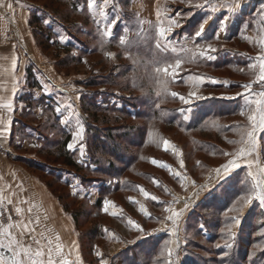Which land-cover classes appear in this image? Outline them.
Segmentation results:
<instances>
[{
    "label": "rangeland",
    "instance_id": "obj_1",
    "mask_svg": "<svg viewBox=\"0 0 264 264\" xmlns=\"http://www.w3.org/2000/svg\"><path fill=\"white\" fill-rule=\"evenodd\" d=\"M24 1L31 5L28 24L32 43L31 47L30 43H26L30 54L24 52L22 46L23 49L19 54L15 69L17 76L15 82L18 86L19 84L22 85L14 95L15 110L11 114L14 119L11 125L13 127L12 134L10 137L5 134L7 137L0 138V195L5 196L6 194L10 197L13 193L24 192L29 196L32 195L30 196L32 199L39 196L40 188L37 191V186H41L42 189L46 188L49 194L58 200L59 205L66 213V218L71 220L72 239L79 246V253L73 250L71 256L80 255V258L83 259L82 264H97L99 262L100 258L94 251L96 248L104 254V258L108 259L109 264H152L159 256L165 242L173 238L171 232L167 229L156 231L152 236L146 237L148 243H144L137 240L140 233L135 231L127 223V220L131 218L148 231L161 229L162 226L157 221L165 220L169 214L164 211L168 204L173 201L174 197L184 198L194 190L189 186L188 191H185L173 172L180 171L195 181L196 186L199 187L207 181L211 169L222 166L231 158L223 155L224 152H235L242 145L229 143V141L240 140V136L233 130L224 134H219L216 131L207 132L206 130L185 132L174 125L164 124L162 118L160 120L155 118L147 120L145 116L147 113L152 114V107L151 104H147L148 101L145 102V99H161L156 95L151 62L155 59L173 63L177 58L184 61L176 77L170 79L169 90L171 92L187 97L194 90L189 81V76H199V73H203L201 75L205 78L204 83L210 79L225 83L217 84V88H205L201 85L198 89L200 94L207 97L206 99L228 100L222 97L235 96L237 92L244 91L241 85L252 82L255 75L258 74L248 65L256 63L255 58L260 55L259 44L242 37L245 35L256 36V25L255 23L249 24V20L250 17L257 16L264 0H244L241 12L232 19L228 31L222 34L220 41H216L215 36L212 35L216 31L215 26L209 29L208 40L214 43L218 51L212 54L214 56L212 60L197 57L195 61H200L198 65L189 62L188 58L185 60L187 55L180 51V48L185 43V37L191 32L189 25L200 20L208 12L207 8L203 10L193 9L195 15L189 18L187 22L182 21L183 27L175 28L168 34V39L164 43L175 46L177 51L172 52L169 49L167 52H160L157 49L161 54L163 53L162 56L156 54L155 50L156 41L159 39L156 28V6L158 3L161 9H168L167 15L175 18L177 15L188 11L187 5L181 3L180 0H175V2L173 0H112L106 12L110 20L119 14V21L114 28H110L112 35L107 38L101 36L105 30L106 22L99 16H93V9H89L87 6L88 0H86V4L85 0H82L87 9L83 10L84 4L80 3L78 11H72L69 8L68 0L60 2L56 0ZM71 1L75 2L76 0ZM103 4L104 0H96L97 10ZM33 14L41 18L44 27L40 30L44 36L40 35L39 25L31 23ZM140 21H148V23L141 24ZM245 26H248L249 31H245ZM125 27H127V43L121 46L118 38L125 34ZM9 30L11 32L8 33V39L15 43L17 48L21 47L20 42L16 41L13 30ZM87 31L91 33L89 36H87ZM46 34L52 36L49 47L41 44V41L45 40ZM61 36L63 41L60 39ZM102 38L104 39L103 45L100 42ZM114 38L117 40L113 43ZM200 42L204 43V40ZM138 46H149L147 49H150L149 53L144 56L143 53L146 50H137ZM188 47H192V45L189 44ZM107 52L113 53V57L109 58L106 55ZM134 59L136 60L135 63L133 62ZM239 69H243V71ZM114 76L116 79L112 82ZM3 77L4 79L7 77V79L4 80ZM9 77V72L0 73V86L2 83L4 85L9 83ZM42 83L49 85V92H43ZM125 85L131 86L132 89H123ZM73 88L78 91H74ZM254 88L259 90V85H254ZM170 97L172 96L163 98L164 103L161 104L170 108L178 106L179 104L175 103V100H170ZM31 98L35 101L32 102L33 105L29 109ZM136 99L141 101L137 102ZM236 99H240L243 103L240 97ZM201 101L192 100L190 107L193 112L197 106L201 105ZM58 102L62 108V113L59 114L54 111ZM65 103H71L72 108L79 113L86 131L92 125L88 124V115L83 109L85 103L86 105L97 104L101 109L100 111H103V113L98 112L100 115H98L97 125L94 127L95 131L102 134L108 132L119 134L138 128L135 135H131L122 142L132 156L133 154L136 155L134 164L125 169L122 176L114 177L111 175L109 177L82 170L80 172L84 176L82 177L61 163V159L58 158L59 144L67 135L72 138L71 134L75 130L76 124V116L72 114L70 108L64 106ZM230 106L204 103L201 113L218 112ZM187 107L189 105L183 104L180 110L183 116L187 113L182 112V110ZM138 108L145 111L141 112L142 116L136 117L133 113L135 110L140 112ZM126 110L132 113L133 118L127 117L121 112ZM65 116L69 117L67 125L61 123ZM116 116L121 117L119 122L114 120ZM220 122L223 124L238 123L244 126L247 124V118L238 114L229 118H221ZM6 125L0 123V130ZM138 133L144 138L147 136L149 139L153 138L155 144L144 143V145H140ZM149 133H153V135L150 136ZM90 134H86L87 155L83 165L80 162L81 158L78 152L70 151L83 167L94 169L95 165L92 164V155L89 152V148L92 146L89 139L91 141L94 137L98 138L100 134L98 136L94 133ZM256 135L258 138L262 136L260 132H257ZM106 140L104 138L105 142ZM163 140L170 141L168 151L164 150ZM210 142L218 144L222 150L212 143L210 145ZM263 143L262 140L259 155L262 166H264ZM111 144L112 142L107 141L105 145L111 147ZM172 146L175 148L173 149ZM109 158L113 157L110 156ZM153 159L168 164L171 166V171L154 165L151 162ZM181 159L185 164L183 169L180 168ZM113 160L119 170L125 165V162H128L125 160L122 161L123 163H119L114 158ZM241 169H244L245 172L241 170L242 172L239 173L240 176L238 177L245 183L243 186L245 188L250 186L251 178L247 177L246 166L242 164ZM239 170H235L233 175ZM60 178L63 182L59 180ZM154 180L158 181L159 184L155 183ZM123 182L127 184L125 187H122ZM74 184L80 187L74 189ZM6 185L13 186V188L6 187ZM140 188L145 189L158 199L152 201L146 198ZM230 189L226 185L218 187L215 183L210 184L208 191L201 193L195 201L198 207L190 209L177 221L178 235L182 242L180 264H260L261 261H264V257L259 256V254H264V251L253 249V245L260 242L256 231L258 219L261 218V209L255 207V204L251 209H245L241 227L237 229L236 245L231 255L223 258L222 250L215 247L217 243L223 244L220 228L223 227L225 221L223 213L227 211V208L223 212L220 209L218 211L217 206L222 204L226 195H230L228 194ZM208 192H212V195H208ZM58 196H61L62 201L59 200ZM129 198L144 204L152 218L141 214L139 205L130 202ZM105 199L113 202L108 213L103 211ZM207 200L217 201V206L212 208L211 205L205 204ZM32 205L36 207L32 213H29V216L34 217L39 214L42 225L46 224L51 229V231L46 232V236L50 239L59 236L60 227L63 226L62 220L58 216L55 219L50 217L49 220H46L40 211L42 208L39 204L32 203ZM65 205L70 211L65 209ZM15 207L16 204L14 203L2 206L5 217L12 215L13 222L19 219L15 213ZM175 207L179 210L181 204H176ZM77 211L83 212L78 224L73 216V212L76 213ZM112 212H116L117 215L113 216ZM196 212L207 215L209 220L218 218L216 216L219 215L222 222L220 221L216 229L210 223L206 226L202 224L204 226L203 234L199 233L198 227H189V223L195 222L194 219L190 220V218ZM194 217L196 216L194 215ZM3 222L6 223V220ZM165 222L171 227L170 221ZM97 225L103 227L102 235L91 238L87 232ZM249 231H252L251 237L248 235ZM113 235L124 240L125 243L116 242L115 239L111 238ZM25 239L27 241L28 238ZM185 240L187 243H183ZM252 240L254 243L251 246ZM132 241L136 242L132 243ZM126 250L131 251L130 253L134 255L129 254L127 256ZM236 250H241V252L245 250V256L242 257L244 254L236 253ZM253 251H255V255H251ZM73 262L78 264L75 260Z\"/></svg>",
    "mask_w": 264,
    "mask_h": 264
},
{
    "label": "snow or ice",
    "instance_id": "obj_2",
    "mask_svg": "<svg viewBox=\"0 0 264 264\" xmlns=\"http://www.w3.org/2000/svg\"><path fill=\"white\" fill-rule=\"evenodd\" d=\"M175 2V0H173ZM181 3L187 5L188 11L177 15L175 18L169 17L167 15L168 9H161L159 4L156 6V17H157V34L159 39L156 41L155 47L160 52H167L171 49L172 52H176L175 46L170 44H165L164 41L168 39V34L175 28H181L184 26L183 22H187L189 18L195 15L193 9L203 10L208 9V12L201 17L200 20L196 21L194 24H190L191 29L190 34L185 37V43L181 45L180 51L184 52L189 62H194L197 57L204 58L205 60H212L214 56L212 54L218 51L217 47L214 46L213 42L208 40V30L215 26L216 31L212 33L215 36L216 41H220L223 33L228 31L229 24L232 19L237 17L244 6V0H180ZM112 3V0H104V4L97 10L96 0H88V8L93 9V16H99L105 21V30L101 33L103 38L110 37L112 32L110 28H114L119 21V14L117 17H113L111 20L108 17L106 9ZM17 7H23L20 4V0H15ZM0 9H5L14 14V4L12 0H0ZM179 11V10H177ZM141 24L148 23V21H140ZM255 23L256 36L245 35L242 38L249 40L253 43H258L260 47V55L256 57V63H251L248 65L250 69L254 72H258L252 82L241 85L244 89L242 92H237L235 96H223V99L235 100L240 97L243 100V104L238 106L239 115L245 116L247 118V124L241 126L239 124L235 125L233 131L237 132L240 136L239 141H229V143L242 145L235 152H224L223 155L231 157L227 163L220 167L210 170V174L207 181L201 184L199 187L196 186V182L191 180L186 175L182 174L180 171H174L173 174L180 180L181 186L188 191V187L191 186L194 189L190 195L180 198L174 197L173 201L168 204L164 209L166 213H169L165 220H158L157 222L161 224V229H153L151 231L146 230L140 223L133 221L131 218L127 220V223L132 226V228L140 233L137 240H141L144 243H148L146 237H150L154 232L160 231L162 229H167L171 232L173 237L171 240L166 241L163 249L160 251L159 256L152 262V264H180V249L182 247V242L178 235L177 221L183 217V215L190 209L198 207L195 203L197 198L200 197L201 193L208 191L210 184L215 183L216 186L222 187L227 184L230 177L234 174L235 170L241 169L242 164L247 168V177L251 178L250 186H246L242 189V195H237L231 202V206L227 207V211L223 213L225 221L223 227L220 228L221 237L223 239V244L217 243L215 247L222 250V257L226 258L231 255L232 250L236 245L237 240V229H240L241 222L243 219V214L245 209H251L255 204V207L261 209V218L258 219V229L256 235L260 238V242L253 245L254 250L264 251V166L261 164L259 158L261 141L264 140V4L260 5L259 12L256 17H250L249 24ZM99 30V29H98ZM142 31V30H141ZM245 31H249L248 26H245ZM124 35H121L119 39V44L121 46L127 43V27L124 29ZM101 39V45L104 43V39ZM63 41V37H60ZM204 40V43L200 41ZM191 44L192 47H188ZM106 55L109 58L113 57V53L107 52ZM85 63L87 61H84ZM135 63L136 60L134 59ZM153 80L156 84V95L161 98L159 103L155 104L156 108L160 107L161 103H164V99L167 96H172L177 98L184 105H189V107L182 110V112L187 113L183 116L184 120L192 119L195 115L193 109L190 107L192 100H204L207 97L200 94L199 88L204 84L205 78L202 76H189V81L192 84L194 90L188 94V96L180 95L176 92H171L169 90V83L171 78H175L178 70L184 63L183 60L177 58L173 63H168L167 61L153 60ZM16 67V61L13 60L12 68ZM243 71V69H239ZM211 84H223L225 82L210 79L208 81ZM254 85H259V90L254 88ZM43 92H49V85L42 83ZM74 91H78L73 88ZM13 93L16 91V87H13ZM78 98V97H77ZM55 107L54 111L56 113H62V108L59 106ZM10 111L13 109L12 101L10 100L6 105ZM66 108L72 110V114L76 116L75 130L72 131L71 142H69L66 147L69 150L78 152L81 164L85 162L86 153V127L84 122L81 120L80 115L74 108H72L71 103H65ZM164 114L163 112L161 113ZM69 117L65 116L61 121L62 124H68ZM214 126H219V122L213 120ZM12 120H8L7 125L0 130V138L5 137V134H11ZM257 132H260L262 136L257 137ZM150 136L153 133H149ZM164 150H169L170 141L163 140ZM38 146V145H36ZM173 149L175 146H172ZM154 165L169 169L171 171V166L168 164L157 161L153 159L151 161ZM185 167L183 159L180 160V168ZM247 177L245 178L247 184ZM155 183L159 184L158 181ZM80 187L77 184L73 185V188ZM83 190V189H81ZM143 195L156 201L158 198L154 195L148 193L145 189L140 188ZM75 194V193H74ZM15 196L16 193H13ZM208 195H212V192H208ZM130 202L139 205V211L146 217L152 218L151 214L148 212L144 204L129 198ZM207 199V197H205ZM20 204L29 203L26 199L21 198ZM164 203V202H161ZM13 204V199L11 197H5L0 195V264H74V262L68 259V256L72 254L75 250L79 253V246L76 241H71L67 246V254H65V245L60 243V237H56V243L46 236V232L51 231L46 224L42 225V219L39 214L34 217L26 216L27 213H32L33 209L36 207L32 205L26 210L23 207L16 206L15 213L19 216V219L13 222L12 215H7L5 217L3 205ZM181 204L179 210L176 209L175 205ZM113 206V202L105 199L103 201V211L105 213L109 212V208ZM116 216V212L111 213ZM47 219V217H45ZM6 220V223L3 221ZM170 221L171 227L165 222ZM203 225H200L201 231L203 230ZM40 229L39 231L37 229ZM107 231V230H106ZM243 230L241 229V232ZM25 238H28L27 241ZM115 239L118 243H125L124 240L113 235L111 237ZM136 241H132L135 243ZM183 243H187L185 240ZM97 257H99V264H109L108 259L104 258V254L98 249H94ZM255 255V251L251 253ZM77 261L80 260V256L77 255ZM260 264H264L261 261Z\"/></svg>",
    "mask_w": 264,
    "mask_h": 264
},
{
    "label": "trees",
    "instance_id": "obj_3",
    "mask_svg": "<svg viewBox=\"0 0 264 264\" xmlns=\"http://www.w3.org/2000/svg\"><path fill=\"white\" fill-rule=\"evenodd\" d=\"M56 1L60 2V1H64V0H56ZM83 2L84 1H82V0H76L75 2H72L71 0L67 1V3L69 4V8L72 11H78L77 9L79 8L80 3L84 4ZM85 4H86V0H85ZM85 4H84V6L82 8L83 10L87 9L86 8L87 6H85ZM31 23L39 25L38 30L41 32L40 35L44 36V34H42V30H40V29H42L44 27V24L41 22V18H39L38 15H36V14L32 15ZM83 31H84V28H83ZM87 33H88L87 36H89L91 34L89 31H87ZM83 34L86 35V33H84V32H83ZM51 38H52L51 34H49V35L46 34L45 40L41 41V44L43 46H45V47H49ZM116 40L117 39L114 38L113 39V43L116 42ZM148 44L150 45V43H148ZM148 48H149V46H143V47L142 46H138L137 50H143V49L146 50L145 53H143V55L145 56L146 53H149L150 49L147 50ZM155 50H156V54L163 56V53L161 54L157 50L156 47H155ZM166 55H168V54H166ZM187 58L188 57L186 56L185 60H187ZM196 61H194V63L196 65H198L200 63V61L199 60H196ZM199 74H200L199 76H203V75H201L203 73H199ZM116 76L112 77V82L116 79ZM179 81H181V80H179ZM177 83H178V81H177ZM203 86L205 88H217L218 85L206 82V83H204L202 85V87ZM123 89H132V87L128 86V85H125V88L123 87ZM30 100H32L29 103V108L31 109V105H33L32 102H34L35 100L32 99V98ZM136 100H137V102L141 101L140 99H136ZM170 100H175V103H177L179 105L175 106L173 108H170V107H167V106H163V104H161L159 108H156L155 104L159 103L158 99H156V98H148V100L145 99V102L148 101L147 104L148 103L151 104V107H152V109H151L152 110L151 111L152 114L147 113L145 118H147V120L149 118H155V119H159V120L162 118L161 120H162V122L164 124L174 125L177 128L183 129V131H185V132H189V131H200V132H202V131L206 130L207 132H211V131L215 132L216 131V132H219V134L229 133L231 130H233L234 126L238 124V123L223 124L222 122H220V120H221V118H229L230 116L238 115L239 114L238 106L243 104L242 101H240V99H235V100H221V99H217V98L204 99V100L201 101L202 102L201 105L197 106V108L195 109L194 117L192 119H190V120H184L183 119V115L180 112L181 108L183 107L182 102H180V100L178 98L170 97ZM204 103H214V105L215 104H219V105H223V106H230V105L231 106L226 108V109L220 110L218 112L217 111L216 112L215 111H210V112H202L201 113V111L203 110L202 109V104H204ZM87 105H89L90 107H88ZM87 105L85 103L84 104L85 107L83 109L86 111V114L88 115V117H87V120L89 122L88 124L92 125V127H90V128L88 127L87 128L86 134L87 135H91L90 133H94V135H97V136L100 134V136L98 138L94 137V139L92 138L93 140L91 139V141L89 139L90 145H92L89 148V150H90L89 152L92 155L91 157H92L93 161L92 160L91 161H92V164L95 165V168L94 169H91V168L89 169V167L88 168L83 167L78 162V160L76 159L74 154L69 149H67L66 145L68 144V142L71 139L70 135H67L61 141V143L59 144V148H58L59 157L58 158L61 159V163L63 165L68 167L72 172L76 173L77 175H81L82 176V174H80V172L82 170H84L86 172L87 171H91L94 174H97V175L98 174H103V176L105 175V176H109V177L111 175L114 176V177H117V175H121L122 176V173L125 172V169L131 167L134 164L135 160H136V155L133 154V156H132L130 154L131 152L128 151L127 148L123 146L122 142L124 140H126V138L130 137L131 135H135L137 133L138 128L130 130L128 132L124 131V132H121L119 134H116L114 132H108L107 134H105V133L102 134V133H100L98 131H95L94 127H96L95 126V125H97L96 121H98V115H100L98 112H102L103 113V111H100L101 109H100V107L97 104H94V105L87 104ZM138 109H139L140 112L135 110V113H133V114L136 115V117L142 116L141 112L145 111V110H141V108H138ZM118 110H121V109H118ZM121 112L125 116L133 118L132 117V113L130 111L126 110V111H121ZM162 112L164 113L163 115L161 114ZM25 114L28 115L27 113H25ZM216 117H217V119H216ZM103 119H105V117H103ZM119 119L121 120L120 116H116L114 118V120H116V122H119L118 121ZM106 120H108V119H106ZM213 120L219 122V126L218 127L213 125V123H212ZM239 125L243 126V124H239ZM123 126H125V125H123ZM104 138L107 139L106 142L107 141L108 142H112L111 147L110 146L107 147L105 145L106 142L104 141ZM138 138L140 139V143H141L140 145H144V143H147V144L154 143L155 144V140L153 138L149 139L148 136L144 138L142 135L139 136V133H138ZM142 142H143V144H142ZM203 142L209 143L207 141H203ZM211 143L212 142H210V145H211ZM212 145H214L215 147L219 148L218 144L212 143ZM263 146H264V143H263ZM219 149L222 150L221 148H219ZM110 156L113 157L116 161H119V163H121L122 161L124 162L125 160H128V162H125V165L120 167V170H119V168L116 167L115 161L113 160V158H109ZM241 170H243L245 172L244 169H240L239 171H237L235 173V175H232L230 177L228 183L225 184L226 187L231 188L228 191V194H230V195H226L223 198V200H222L223 202H222L221 205L217 206L216 205L217 201L213 202V200L212 201L211 200H207L205 204L211 205L212 208H214V206H217L218 211L221 210L223 212L237 195H242L243 194L242 189H243V186L245 185V183L242 182V179L238 177V176H240L239 173L242 172ZM244 172H243V175H244ZM82 177H84V176H82ZM59 180L61 182H63L61 180V178ZM125 185H127V184H125V182H123L122 187L123 186L125 187ZM58 198H59L60 201H62L61 196H58ZM65 209L70 211L69 208L66 205H65ZM82 213L83 212H78V211L76 213L73 212L74 220H75V222L77 224L79 223L80 217H82V215H83ZM196 214H198V213L196 212ZM196 214L193 213V217H194V215L196 217L190 218V220L194 219L195 222L192 220L193 224L189 223V227H191V228L198 227L197 231L199 233L203 232V230L201 231V229H200V224H204L206 226V224L210 223V225L213 228L216 229L217 226L219 225L220 221L222 222V219H220L219 215L216 216L218 218H214L213 220H209L208 216L205 215V214H201V213L198 214V215H196ZM102 228L103 227L101 225H97L93 229L91 228L90 231L87 232V235H91V238H94V237L96 238L97 235H102V233H101V230L103 231ZM251 232L252 231L248 232V235L250 237H251ZM253 241L254 240L251 241V246L254 243ZM244 251L241 252V250H236V253H241L242 255L244 254L242 256V257H244L245 256V252ZM126 252H127V254H126L127 256H129V254L130 255L133 254V253H130L131 251L128 252V250H126ZM259 256L260 257H264V254H259ZM97 264H99V262Z\"/></svg>",
    "mask_w": 264,
    "mask_h": 264
},
{
    "label": "crops",
    "instance_id": "obj_4",
    "mask_svg": "<svg viewBox=\"0 0 264 264\" xmlns=\"http://www.w3.org/2000/svg\"><path fill=\"white\" fill-rule=\"evenodd\" d=\"M14 4L15 12L14 14L10 11H7L5 9H0V73L5 74L9 72V83H5V85L2 83V86H0V123L1 124H7L8 119L12 118V124H13V117H11V114L15 110V102H14V95L16 91L21 87V85L15 82L16 81V67H17V60L19 58V54L22 52V49L24 52H27V54H30L28 52L29 49L27 48L28 44L30 43L31 47V38H30V30H29V24H28V18H29V10H30V3L27 1L20 0V4L23 6L17 7L15 4V0H12ZM9 29L13 30L15 33L16 41H19L21 44V47L17 48L15 43L11 42V40L8 39V33L11 32ZM24 44V45H23ZM23 46V48H22ZM32 54V53H31ZM13 60L16 61V67L13 70L12 64ZM22 74V73H21ZM4 79V77H3ZM7 77L4 79L6 80ZM3 80V81H4ZM11 83V86L9 87V84ZM4 85V87H3ZM16 87L15 93H13V87ZM5 89V90H3ZM10 89V91H9ZM12 101L13 109L10 111L7 107H4L3 105H6L9 101ZM22 108V107H21ZM29 108V106H28ZM30 109V108H29ZM13 127L11 126V134ZM9 135V137L11 136ZM7 137V136H5ZM6 187L13 188V186L6 185ZM40 188V191L38 192L39 196H35L38 198H30L32 195H27L24 192H19V194H16L15 196H10L13 199V203L16 204V206H20L25 208V210L31 206L32 203H38L39 206L42 208L40 210L43 213V217H47L49 220L50 217L54 218L58 216L63 222V226L60 227V243L64 244L65 247V254H67V246L70 244L72 239V229H71V220L69 218H66L65 212L63 208L59 205L58 200L52 196V194H49V192L45 189H42L41 186H37ZM11 190V189H10ZM5 197H8V195L5 194ZM26 199L29 203L27 204H20V199ZM25 215L29 216V213L25 211ZM46 219V220H47ZM59 228V227H58ZM56 237L52 238L54 244L56 243ZM80 256V255H79ZM77 256H68V259L78 262V264H82L81 261L83 259L80 258L79 261H77Z\"/></svg>",
    "mask_w": 264,
    "mask_h": 264
}]
</instances>
